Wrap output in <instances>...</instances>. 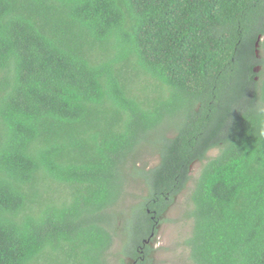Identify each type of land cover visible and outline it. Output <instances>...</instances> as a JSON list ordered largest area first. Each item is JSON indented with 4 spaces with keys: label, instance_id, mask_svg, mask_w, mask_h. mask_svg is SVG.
I'll return each instance as SVG.
<instances>
[{
    "label": "trees",
    "instance_id": "obj_1",
    "mask_svg": "<svg viewBox=\"0 0 264 264\" xmlns=\"http://www.w3.org/2000/svg\"><path fill=\"white\" fill-rule=\"evenodd\" d=\"M195 162L188 264H264V0H0V264H109L130 169L148 264Z\"/></svg>",
    "mask_w": 264,
    "mask_h": 264
},
{
    "label": "rangeland",
    "instance_id": "obj_2",
    "mask_svg": "<svg viewBox=\"0 0 264 264\" xmlns=\"http://www.w3.org/2000/svg\"><path fill=\"white\" fill-rule=\"evenodd\" d=\"M170 134L167 133V136ZM216 151L207 154L208 158L214 157ZM159 162L155 138L151 137L148 143H144L132 158V163L136 169L149 170L155 167ZM202 164L195 162L191 166L190 181L185 189L173 201L170 208L161 217L156 234L149 243L151 250L148 264H188V249L184 241L190 236L192 222L185 218V213L191 208L189 200L190 192L195 178L198 176ZM146 195V188L142 179L129 170L125 193L118 207L115 210L119 217L117 220V237H115L113 246L110 248L108 262L109 264H131L132 262L121 255V249L124 244L120 229L122 224L125 228H130L133 223V206L138 204L143 196ZM123 223H121V221Z\"/></svg>",
    "mask_w": 264,
    "mask_h": 264
}]
</instances>
